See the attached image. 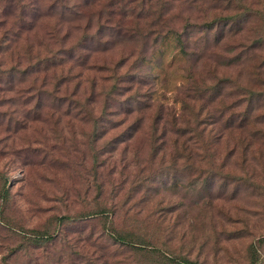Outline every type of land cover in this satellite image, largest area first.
I'll return each mask as SVG.
<instances>
[{
  "label": "rangeland",
  "instance_id": "374dc122",
  "mask_svg": "<svg viewBox=\"0 0 264 264\" xmlns=\"http://www.w3.org/2000/svg\"><path fill=\"white\" fill-rule=\"evenodd\" d=\"M80 1L0 0V264H264V0Z\"/></svg>",
  "mask_w": 264,
  "mask_h": 264
},
{
  "label": "trees",
  "instance_id": "16d2710c",
  "mask_svg": "<svg viewBox=\"0 0 264 264\" xmlns=\"http://www.w3.org/2000/svg\"><path fill=\"white\" fill-rule=\"evenodd\" d=\"M98 1V0H82V2H77V4H74L72 7H76V9L78 10H82L84 8V6H88L91 7L92 4H95V2ZM33 8H37V10L39 9L38 6H35ZM36 11V10H35ZM39 11V10H38ZM36 13H38L36 11ZM71 14L73 16L79 14L78 12H74V14L71 12ZM76 18V17H75ZM73 21H75V19H73ZM77 108V107H75ZM88 215H92V214H88ZM65 218L63 217H60L58 218V222L59 221H63ZM107 235H110L111 236V242H113L112 244L114 243H120V244H125L126 247H132L133 249H136V250H139L138 248L142 249V247H146L145 245L147 244H144V243H137V242H134V240L130 239L126 234H121V232L119 231H108V234ZM55 232L53 233H36L34 234L33 236H29L27 237L26 239V243L29 245V246H32V245H35V246H41V244H45L47 243L48 241H53L55 239ZM136 244H141V245H135ZM151 246L150 250H154V247L152 245H149ZM136 247V248H134ZM131 249V248H130ZM145 251V250H143ZM152 252V251H151ZM77 256V255H76ZM169 264H195V263H192L191 261L187 260V259H178L176 257L174 258H164ZM101 264H108L106 261H103Z\"/></svg>",
  "mask_w": 264,
  "mask_h": 264
}]
</instances>
